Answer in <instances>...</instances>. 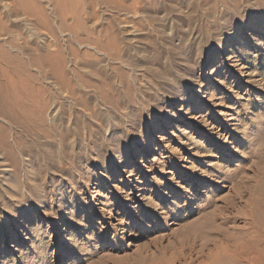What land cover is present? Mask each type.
<instances>
[{
  "label": "rangeland",
  "instance_id": "obj_1",
  "mask_svg": "<svg viewBox=\"0 0 264 264\" xmlns=\"http://www.w3.org/2000/svg\"><path fill=\"white\" fill-rule=\"evenodd\" d=\"M233 1L0 0L34 127L0 110V264H264V0ZM123 68L103 127L91 85Z\"/></svg>",
  "mask_w": 264,
  "mask_h": 264
},
{
  "label": "bare ground",
  "instance_id": "obj_2",
  "mask_svg": "<svg viewBox=\"0 0 264 264\" xmlns=\"http://www.w3.org/2000/svg\"><path fill=\"white\" fill-rule=\"evenodd\" d=\"M220 2L224 3V6H225L224 9H227V8L237 9L239 6L237 4V2H234L233 0H231L229 2H228V0H220ZM232 12H234V11H232ZM220 14H221V16L218 17V19L219 18L221 19V23H223V26L225 27L226 24L229 22L227 19V17H228L227 15L229 13L227 11H223ZM237 17H238V14L236 13L235 19H237ZM225 50H229V48H227ZM180 62H182V60ZM122 63L124 65V57H123ZM119 75H120V82H121L120 84H117V83L115 84L109 77H104L103 79L96 77L95 81L91 85L92 97H93L94 102H96L95 104L97 106L93 112V117L97 121H99L98 124L103 126V127L108 126L109 120L112 117L109 110L115 109V108H124V68L119 71ZM154 76L159 80L163 79L161 82H159L158 88H160L162 83H165V82L170 80V78L166 77L165 73L162 72V70H156L154 73ZM63 81L65 82V80H63ZM102 84L105 85L106 87L104 88ZM13 89H14L13 86L9 87V85L7 86L4 84V82L0 81V104H2L1 106H3L2 109H0V110H3L7 120L10 123H14V120L15 121L19 120V122L22 124L23 128L25 129L26 133L27 134L29 133V135H31L34 133V127L31 124L32 116L29 113V110H27V109H20V108L15 109L16 104L14 102H16V101L13 98L14 97V93H13L14 90ZM158 91H159V89H158ZM166 91H167V89H166ZM16 113L18 114V119H17ZM39 117H41V116L39 115ZM45 130H47V129H45ZM52 131H53V133L49 132V133L45 134L47 136V138L50 139V137L53 136V134H54L57 138V143H58L57 147L59 148V151L65 152V153L68 152V149H69L67 146V139L68 138H67V132L65 131V128L64 127L63 128L62 127H54V128H52ZM16 141H17L16 144H18L19 147L22 150H24V152H31L32 153L29 146L24 142V140L22 138L19 137L18 140H16ZM32 142H34V141H32ZM48 142L51 146H54V142H51V140H48ZM0 145L4 148V150L6 152H8L9 154L12 153V146L8 142L6 135H5V128L1 124H0ZM38 145H39L38 147H40V149H41L42 154H47L49 152V148H48L49 146L45 145L44 143H38ZM33 146H35V145H33ZM50 152H52V151H50ZM33 155H35V154H33ZM60 155H61V153H60ZM55 156H56V154H55ZM58 158H59V156H58ZM0 163H3V161H0ZM30 163H31V161H30ZM34 163H36V161H34ZM15 165L16 164L13 163V168L16 167ZM0 166H2V165L0 164ZM3 169H5V168H3ZM28 169H29V167H28ZM26 175H27V173H26ZM14 185H16V184H14ZM15 188H16V186H15Z\"/></svg>",
  "mask_w": 264,
  "mask_h": 264
}]
</instances>
